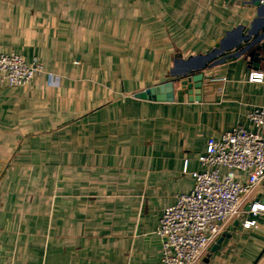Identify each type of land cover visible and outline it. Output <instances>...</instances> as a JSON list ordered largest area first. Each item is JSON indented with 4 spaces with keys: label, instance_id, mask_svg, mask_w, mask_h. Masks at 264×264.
<instances>
[{
    "label": "crops",
    "instance_id": "0c3cea01",
    "mask_svg": "<svg viewBox=\"0 0 264 264\" xmlns=\"http://www.w3.org/2000/svg\"><path fill=\"white\" fill-rule=\"evenodd\" d=\"M254 18L224 0H0V53L43 66L0 84V263L163 264L162 211L192 190L208 139L253 129L264 62L227 57L200 90L174 83L173 102L136 95ZM244 202L264 206V179ZM248 218L256 228L232 220L197 264H264V212Z\"/></svg>",
    "mask_w": 264,
    "mask_h": 264
},
{
    "label": "built area",
    "instance_id": "2783aa9c",
    "mask_svg": "<svg viewBox=\"0 0 264 264\" xmlns=\"http://www.w3.org/2000/svg\"><path fill=\"white\" fill-rule=\"evenodd\" d=\"M42 72L36 59L26 63L18 54L0 53V84L25 86ZM249 79L264 83L260 73ZM247 120L252 130L234 127L208 139L198 158L201 170L192 174V190L162 211L155 233L163 264H197L232 220H242L244 229L257 227L248 215L263 213L264 206L252 203L245 210L244 201L264 179V106L252 109Z\"/></svg>",
    "mask_w": 264,
    "mask_h": 264
},
{
    "label": "water",
    "instance_id": "95a60500",
    "mask_svg": "<svg viewBox=\"0 0 264 264\" xmlns=\"http://www.w3.org/2000/svg\"><path fill=\"white\" fill-rule=\"evenodd\" d=\"M224 2L228 5L240 7L250 5L254 7L255 18L251 26L247 30L241 26L235 28L234 30L238 32L239 39L230 47L223 50L224 39H222L206 55L198 56L199 59L204 58L201 64L194 68L187 69L184 73L178 75L171 73V75L163 77L160 79L159 84L137 94V98L154 99L157 102H173L174 83H178L182 89H188L189 91L192 89L200 90L202 81L207 79L203 77L200 71L206 67H212L216 65L218 61L233 55H246L249 62H253L255 65L264 62V0H224ZM215 53L219 54L220 58L211 62L215 57L211 56V54ZM222 240L223 238L218 240L213 246V250H215Z\"/></svg>",
    "mask_w": 264,
    "mask_h": 264
}]
</instances>
